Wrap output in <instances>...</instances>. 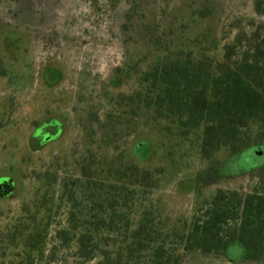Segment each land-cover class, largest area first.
<instances>
[{"label":"trees","instance_id":"obj_1","mask_svg":"<svg viewBox=\"0 0 264 264\" xmlns=\"http://www.w3.org/2000/svg\"><path fill=\"white\" fill-rule=\"evenodd\" d=\"M146 1L133 0L122 24L126 59L115 73L129 88H107L114 106L106 119H89L93 133L105 129L104 144L110 131L135 132L131 122L152 111L167 134L192 144L197 136L207 160L264 149V22L238 18L218 29L208 24L215 7L198 0L171 9L169 23L168 14L147 22ZM78 164L80 174H54L55 208L67 209V226L56 228L50 248L47 231L31 233L14 264H183L185 253L228 257L234 245L242 262L264 264V160L249 163L253 188L219 189L175 220L148 198L158 170L90 148Z\"/></svg>","mask_w":264,"mask_h":264},{"label":"rangeland","instance_id":"obj_2","mask_svg":"<svg viewBox=\"0 0 264 264\" xmlns=\"http://www.w3.org/2000/svg\"><path fill=\"white\" fill-rule=\"evenodd\" d=\"M132 1L0 0V264L20 261L15 254L31 233L47 231L50 248L56 228L67 226V209L55 208L54 174H80L78 161L87 148L158 170V187L148 198L173 220L190 217L196 204L219 189L248 191L255 185L248 167L264 160V149L236 159L222 150L207 160L197 136L192 144L167 134L152 111L131 122L135 132L125 129L116 137L110 131L113 140L104 144L105 129L93 133L89 119H106L114 106L107 88H129L115 69L126 59L122 24ZM188 1L147 0L146 21L168 14L169 23L171 9ZM198 1L215 7L208 24L218 29L238 18L264 22V7L255 0ZM134 215H140L138 208ZM242 254L238 245L228 257L185 253L183 264H263L242 262ZM51 264L74 261L60 257Z\"/></svg>","mask_w":264,"mask_h":264},{"label":"crops","instance_id":"obj_3","mask_svg":"<svg viewBox=\"0 0 264 264\" xmlns=\"http://www.w3.org/2000/svg\"><path fill=\"white\" fill-rule=\"evenodd\" d=\"M255 3H261V7H264V0H255Z\"/></svg>","mask_w":264,"mask_h":264},{"label":"water","instance_id":"obj_4","mask_svg":"<svg viewBox=\"0 0 264 264\" xmlns=\"http://www.w3.org/2000/svg\"><path fill=\"white\" fill-rule=\"evenodd\" d=\"M255 153H256V151H255Z\"/></svg>","mask_w":264,"mask_h":264}]
</instances>
